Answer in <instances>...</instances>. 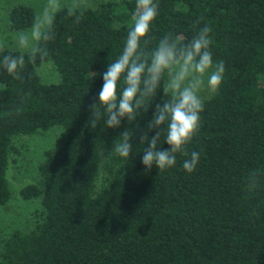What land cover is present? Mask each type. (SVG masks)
Instances as JSON below:
<instances>
[{"label":"trees","instance_id":"trees-1","mask_svg":"<svg viewBox=\"0 0 264 264\" xmlns=\"http://www.w3.org/2000/svg\"><path fill=\"white\" fill-rule=\"evenodd\" d=\"M135 3L100 1L79 24L58 14L48 45L57 82L43 81L37 68L24 82L0 69L9 85L0 92V206L11 197L15 138L59 131L37 165V183L19 190L25 200L39 199L41 209L29 224L0 235V264H264V189L241 191L249 169L264 167V0H159L154 37L172 31L190 39L203 15L213 28V58L226 67L188 146L189 154H201L192 173L182 168V154L174 168L146 170L147 143L137 138L129 160L106 159L120 133L136 127L127 120L116 129L86 126L88 105L98 102L103 85L99 74L121 53ZM35 15L15 4L7 28L28 29ZM19 51L8 47L0 59ZM21 89L31 96L10 116ZM162 99L158 94L137 120L140 130ZM158 147H169L163 136Z\"/></svg>","mask_w":264,"mask_h":264},{"label":"clouds","instance_id":"clouds-1","mask_svg":"<svg viewBox=\"0 0 264 264\" xmlns=\"http://www.w3.org/2000/svg\"><path fill=\"white\" fill-rule=\"evenodd\" d=\"M94 6V0H44L31 26L11 34L20 51L19 54H4L0 69L16 81L31 79L35 68L53 62L48 45L56 39L58 14L64 13L73 23L79 24L85 12ZM159 15V0H136L132 27L123 49L99 74L103 77V85L98 102L94 100L88 105L90 116L86 126L94 130L103 124L105 128L116 129L127 120L129 125L136 124V127L120 133L106 159L116 155L129 160L132 141L137 138L140 144L147 143L141 157L146 170L150 171L153 166L160 171L174 168L177 155L182 154L188 157L183 160L182 168L192 173L199 165L201 154L195 150L189 154L188 146L199 135L205 100L208 95L219 93L226 67L222 60L213 58V28L205 16L193 21L195 31L190 39L172 31L156 39L153 26ZM7 48V38H0V53ZM29 65L34 68L31 73L27 71ZM92 74L93 77L97 75ZM8 87V82L0 79V92ZM158 94H162L163 99L155 103L152 119L140 130L136 122L149 111ZM30 96V89H21L17 100L7 110L8 115L20 114ZM162 136L168 148L158 147ZM262 189L264 167L249 169L243 178L242 193L253 196Z\"/></svg>","mask_w":264,"mask_h":264},{"label":"rangeland","instance_id":"rangeland-1","mask_svg":"<svg viewBox=\"0 0 264 264\" xmlns=\"http://www.w3.org/2000/svg\"><path fill=\"white\" fill-rule=\"evenodd\" d=\"M100 1L108 0H94V4ZM43 3L44 0H0V38H7L8 47L18 49L12 40L11 34L14 31L7 28L8 10L15 4H26L31 6L37 14ZM37 71L45 82L53 83L59 79L52 64L37 68ZM210 96L208 95L207 98ZM58 132L52 129L45 133L38 132L15 138L16 150L11 152L7 169L11 197L6 204L0 206V235L13 227L29 224L40 211L39 199L25 200L21 197L19 190L25 185L37 183V165L43 159L44 151L53 144Z\"/></svg>","mask_w":264,"mask_h":264}]
</instances>
